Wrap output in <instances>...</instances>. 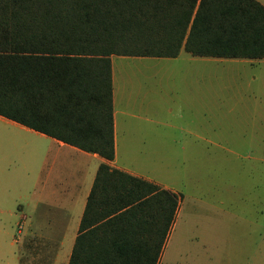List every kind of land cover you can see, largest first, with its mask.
Returning a JSON list of instances; mask_svg holds the SVG:
<instances>
[{"label":"trees","instance_id":"obj_1","mask_svg":"<svg viewBox=\"0 0 264 264\" xmlns=\"http://www.w3.org/2000/svg\"><path fill=\"white\" fill-rule=\"evenodd\" d=\"M181 48L263 59L264 8L255 0H0V116L111 162L110 56L176 57ZM56 118L63 128L46 127ZM178 204L100 165L67 264H157Z\"/></svg>","mask_w":264,"mask_h":264},{"label":"crops","instance_id":"obj_2","mask_svg":"<svg viewBox=\"0 0 264 264\" xmlns=\"http://www.w3.org/2000/svg\"><path fill=\"white\" fill-rule=\"evenodd\" d=\"M255 1L264 8V0ZM261 60L197 57L183 48L176 57L110 56L111 162L0 116V134L2 128L14 134L0 135V264H21L20 252L31 250L37 264H67L102 164L178 196L161 180L167 167L163 147L184 151L194 145L180 136L192 133L188 125L196 111H208L210 64ZM56 119L47 126L35 122L63 128Z\"/></svg>","mask_w":264,"mask_h":264},{"label":"rangeland","instance_id":"obj_3","mask_svg":"<svg viewBox=\"0 0 264 264\" xmlns=\"http://www.w3.org/2000/svg\"><path fill=\"white\" fill-rule=\"evenodd\" d=\"M210 67L208 111L179 135L194 145L163 147L161 180L179 212L158 264H264V60ZM31 254L20 252L21 264L40 261Z\"/></svg>","mask_w":264,"mask_h":264}]
</instances>
